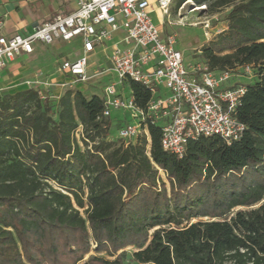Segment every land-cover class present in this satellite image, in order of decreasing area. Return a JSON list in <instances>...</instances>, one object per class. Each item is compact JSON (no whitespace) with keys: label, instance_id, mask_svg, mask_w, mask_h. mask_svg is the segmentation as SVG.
<instances>
[{"label":"trees","instance_id":"obj_1","mask_svg":"<svg viewBox=\"0 0 264 264\" xmlns=\"http://www.w3.org/2000/svg\"><path fill=\"white\" fill-rule=\"evenodd\" d=\"M191 1L229 7L200 49L208 69L255 70L234 111L242 136H198L178 157L157 124L149 141L109 140L102 96L0 94V264H76L90 250L113 258L86 264H264V0ZM127 84L144 108L150 91Z\"/></svg>","mask_w":264,"mask_h":264},{"label":"built area","instance_id":"obj_2","mask_svg":"<svg viewBox=\"0 0 264 264\" xmlns=\"http://www.w3.org/2000/svg\"><path fill=\"white\" fill-rule=\"evenodd\" d=\"M172 0H77L76 8L58 13L50 20L36 24L26 34L0 33V70L16 57L30 54L36 43L50 45L55 41L78 39L80 49L73 59L63 58L57 72L60 80L47 82L41 71L32 80L40 98L50 85L72 88L87 83L92 76L113 73L122 86L127 80L144 85L151 97L144 108L138 107L131 96H125L109 81L103 88V116L112 110L129 111L138 119L135 125L118 129L117 137L126 144L140 135L149 141L147 123L161 128L163 150L181 157L186 142L198 136H219L227 144L239 139L245 125L234 116L236 106L246 90L245 83L233 81L251 73L245 65L234 70H211L206 64L186 62L176 47V35L163 33L162 22L155 24L152 12L158 9L164 17ZM3 23L0 20V31ZM121 36L113 40L115 32ZM109 66L90 70L89 58L97 49L105 50ZM123 89V87L121 88ZM165 89V94H160ZM161 171V170H159Z\"/></svg>","mask_w":264,"mask_h":264},{"label":"rangeland","instance_id":"obj_3","mask_svg":"<svg viewBox=\"0 0 264 264\" xmlns=\"http://www.w3.org/2000/svg\"><path fill=\"white\" fill-rule=\"evenodd\" d=\"M176 0H172L168 9V13L163 18L162 29L163 33H174L176 35V47L181 51L183 58L186 62L192 64L203 65L205 64L203 58L200 55V49L203 44L213 39L219 32L226 29L227 20L226 14L229 7H223L215 12L208 11V3L196 4L191 0H187L182 3L178 8H175ZM152 20L155 24H160V16L158 12L152 14ZM80 43L77 40L69 43H61L58 47L53 45L50 48L39 46L29 58L19 62L17 67L7 71L1 81L0 94L12 93L16 90L26 89L33 87L32 80L35 79V74L38 70L41 71V77L47 82L56 83L60 80L57 72V64L64 58H72L75 52L79 51ZM108 50L110 48L107 42ZM101 49H97L96 52L90 56L89 65L90 70L100 67L98 61L102 59L104 54ZM104 67L101 68L103 70ZM241 75L240 78H236L241 83H249L256 79L255 70L251 68V73H243L239 69L234 70ZM116 82V88L121 89L123 87V93L127 97L130 94V88L127 82H124L121 86L118 79L110 71L103 72L100 75L92 76L87 83L78 84L72 87V90H80L86 97L92 95L102 96L103 88L109 81ZM67 88H61L59 85H50L44 93L49 98L52 106L56 104L59 96ZM110 121V127L107 138L112 141H120L117 137L118 129L127 124L135 125L137 117L132 115L129 111H113L111 116L108 117ZM76 137H80V128L76 130ZM81 145V143H80ZM163 179L165 175L162 171H159ZM238 209V208H236ZM124 260H129V254L132 251V247L128 246L124 248ZM91 255H99L106 258H113L107 256L104 252H94L90 250L82 260L76 264H86V260Z\"/></svg>","mask_w":264,"mask_h":264},{"label":"crops","instance_id":"obj_4","mask_svg":"<svg viewBox=\"0 0 264 264\" xmlns=\"http://www.w3.org/2000/svg\"><path fill=\"white\" fill-rule=\"evenodd\" d=\"M150 1L155 6L156 0H150ZM76 5H77V0H0V20L3 23V27L0 33L4 35H12L16 33H20V34L29 33L32 31L33 27L36 24L50 20L54 15L58 13H68L74 10L76 8ZM154 12L159 13L160 24L161 22L163 24L164 17L161 15L160 11L158 9H154L152 14ZM120 36H121L120 31L115 32L113 40L117 39ZM76 40L77 42L80 43L78 39ZM113 40L108 41L110 46ZM61 43H69V42L55 41L50 45L36 43L34 46V51L39 46L50 48L53 45L54 47H58L59 44ZM79 49H80V45H79ZM107 50L108 48L106 49V51ZM34 51L30 54H22L16 57L6 68L0 70V84L7 71L11 70L14 67H17V65H19V62L29 58L31 55H33ZM101 51L103 53L105 50L101 49ZM78 52L79 51L75 52L72 58L69 57H64V58L73 59L76 57ZM98 66L100 67L97 68H102V67L106 68L109 66L105 54L102 57V59L98 61ZM233 81H238V80L234 78ZM0 90H2L1 86H0ZM120 90H122L123 92V89ZM165 93H166L165 89H160V94H165ZM113 111L118 112L119 110H112L111 114Z\"/></svg>","mask_w":264,"mask_h":264}]
</instances>
